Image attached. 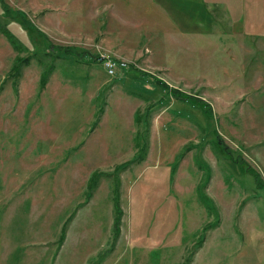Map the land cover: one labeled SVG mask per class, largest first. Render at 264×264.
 <instances>
[{
  "label": "rangeland",
  "instance_id": "374dc122",
  "mask_svg": "<svg viewBox=\"0 0 264 264\" xmlns=\"http://www.w3.org/2000/svg\"><path fill=\"white\" fill-rule=\"evenodd\" d=\"M2 3L0 264H264L263 35L221 0Z\"/></svg>",
  "mask_w": 264,
  "mask_h": 264
},
{
  "label": "crops",
  "instance_id": "0c3cea01",
  "mask_svg": "<svg viewBox=\"0 0 264 264\" xmlns=\"http://www.w3.org/2000/svg\"><path fill=\"white\" fill-rule=\"evenodd\" d=\"M224 8H227L231 14H240L237 17L241 25V29L253 31L264 36V0H221ZM261 39V38H260ZM112 203V201H111ZM112 204V217L108 223L109 230L113 234L114 209ZM106 237V236H105ZM108 240V238L106 239Z\"/></svg>",
  "mask_w": 264,
  "mask_h": 264
},
{
  "label": "trees",
  "instance_id": "16d2710c",
  "mask_svg": "<svg viewBox=\"0 0 264 264\" xmlns=\"http://www.w3.org/2000/svg\"><path fill=\"white\" fill-rule=\"evenodd\" d=\"M0 5L2 6L3 5V3H2V0H0ZM18 19H19V22L25 27V28H27V29H33V26L28 22V21H26V18H25V16L24 15H22V16H20V17H18ZM0 30L2 31V32H5L4 30H3V28L0 26ZM13 43H14V41H12ZM14 45H15V43H14ZM45 77V76H44ZM44 77H42V79L44 78ZM45 79H46V77H45ZM44 82V81H43ZM188 100V99H187ZM191 100V99H190ZM192 101V100H191ZM220 146H221V144H220ZM221 148L222 149H224L222 146H221ZM225 148H226V146H225ZM91 180V178H89V180L88 181H90ZM97 180V178H95V181ZM89 183L90 182H88V185H89ZM112 204H113V209H114V220H113V232H114V234L116 235L118 232H119V224H120V220H121V216H122V208L120 207V203H119V199H118V196L116 195V194H114V196H113V202H112ZM198 245L200 244V242H198L197 243Z\"/></svg>",
  "mask_w": 264,
  "mask_h": 264
},
{
  "label": "built area",
  "instance_id": "2783aa9c",
  "mask_svg": "<svg viewBox=\"0 0 264 264\" xmlns=\"http://www.w3.org/2000/svg\"><path fill=\"white\" fill-rule=\"evenodd\" d=\"M102 64L107 74L109 75L115 74V69H117L118 67L115 60L113 61V59L105 58L102 60Z\"/></svg>",
  "mask_w": 264,
  "mask_h": 264
}]
</instances>
